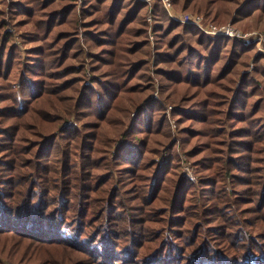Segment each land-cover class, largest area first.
I'll use <instances>...</instances> for the list:
<instances>
[{
	"label": "trees",
	"instance_id": "obj_1",
	"mask_svg": "<svg viewBox=\"0 0 264 264\" xmlns=\"http://www.w3.org/2000/svg\"><path fill=\"white\" fill-rule=\"evenodd\" d=\"M82 2L0 0V264H264V51L160 0ZM172 6L264 20V0Z\"/></svg>",
	"mask_w": 264,
	"mask_h": 264
},
{
	"label": "rangeland",
	"instance_id": "obj_2",
	"mask_svg": "<svg viewBox=\"0 0 264 264\" xmlns=\"http://www.w3.org/2000/svg\"><path fill=\"white\" fill-rule=\"evenodd\" d=\"M245 1H247V0H244V2ZM78 2H80L79 3V5H81L82 6V8H83V5H84V3L82 2L81 3V0H78ZM83 10V12H84V15L86 14V15H88V14H90L91 12H87L88 10H91V7L89 6H86V8H84V9H82ZM96 10V7L95 6H92V17H94L93 19H92V22L93 21H98V20H100L101 19V13L100 12H96L95 11ZM108 14L110 13V12H107ZM106 13V14H107ZM80 14V13H79ZM234 14V13H233ZM81 16H82V12H81V15L79 16V23H78V25H76V27H77V29L79 30V32L81 33V36H83L85 33V31L86 32H88V28H87V26H85V24H83L82 23V20H81ZM89 16V15H88ZM88 16H86V18H88ZM231 18V17H230ZM260 18H262V17H259L258 15H256V18L254 19V18H248V19H244V20H246V21H244V23L242 24V26L241 27H237L240 31H242V32H245V31H256V32H261V33H264V20L263 21H258L257 19H260ZM147 19L148 20H150L149 19V17H147ZM230 19H228L227 21H229ZM258 21V22H257ZM230 22V21H229ZM247 22H249V23H253V25L254 26H252V27H249V28H245V26L244 25H246V23ZM226 23H228V22H226ZM150 24V28H149V35H150V37H151V39L153 38V34H152V21L149 23ZM94 26V23H92V27ZM99 28H101L100 27V25H97L96 27H93L92 28V32H94V30H97V29H99ZM178 30V29H177ZM176 32V31H175ZM145 37V35H142L141 37H139V39H136V40H143V38ZM17 40H18V42L20 43V39L17 37ZM151 43H152V47H151V53H150V51H149V54L147 55V52H146V55L147 56H149L148 58H146V59H148V60H150V65H149V67H150V69H151V71L153 70V68H154V66H155V63L153 64V62L155 61V57H156V55H155V45H154V40L152 41L151 40ZM22 44V43H21ZM25 47H27V46H25ZM89 50H90V47H89ZM98 50H99V47H96V49H95V47L93 46V44H92V55H96V53H98ZM164 49L161 47V52L163 51ZM86 53H87V55L89 56V54H88V51H85ZM146 55H143V54H138V55H136V56H134L133 58H132V60L133 59H135L136 57H137V59H139V58H144V60H146L145 59V57H146ZM251 61H253V58H252V60ZM95 64H97L96 63V61H95ZM83 66H84V70H83V72L80 74V76L82 77V82H81V85L82 86H80V89L78 90V93H77V96L79 97V95H80V93L82 92V90H84V88H85V86H87L88 84H90L91 82H92V76H93V78H94V76L96 75V73H99L101 70H98L94 75H92V73H91V68H90V64H89V61H88V59L86 58L85 59V64H83ZM96 67H97V65H96ZM144 74H145V78H143L142 80H141V82H146L147 81V79H148V75H149V73H148V69H147V67H145L144 69H143V71H142ZM138 81H139V79H138ZM154 81H156V83H155V85H154V91L152 92V94L150 95V96H153V97H155V98H159L162 94L160 93V83H159V80L155 77V80ZM163 96V95H162ZM163 98H164V96H163ZM167 113H168V118H169V121H170V123H171V126H172V131H174L175 132V123H174V120H173V118L170 116V111H171V109H172V106L171 105H169V106H167ZM134 116V114H132L131 113V118ZM72 119H73V117L71 118V120H69L67 123H70L71 121H72ZM74 121V120H73ZM67 125V124H66ZM176 137V135L174 134V137H173V139H172V141L174 140V138ZM178 152H179V155H180V159H181V166H182V174L185 176L186 175V177L187 178H189L190 180H195L196 179V172H195V167H194V165H193V163H192V161L188 158V156L186 155V153L184 152V151H182L181 150V148L180 147H178ZM69 252H71V253H74L75 251H73V250H71V251H69ZM231 257H233V255H231ZM91 258H92V252H91ZM82 261L83 262H87V264H89V262H91V261H85L84 259H82ZM92 264V263H91Z\"/></svg>",
	"mask_w": 264,
	"mask_h": 264
},
{
	"label": "built area",
	"instance_id": "obj_3",
	"mask_svg": "<svg viewBox=\"0 0 264 264\" xmlns=\"http://www.w3.org/2000/svg\"><path fill=\"white\" fill-rule=\"evenodd\" d=\"M147 3H151L154 0H141ZM163 6L168 11L172 19L183 24H189L197 27L202 32L213 37H230L240 38L245 43L249 44L254 42L259 50L264 51V33L256 31H240L237 27H234L230 22L225 24H215L212 22H206L201 16L196 13L179 12L172 6V0H160Z\"/></svg>",
	"mask_w": 264,
	"mask_h": 264
}]
</instances>
